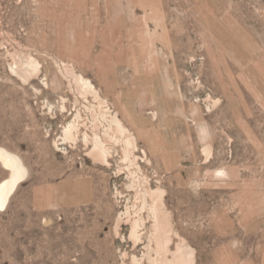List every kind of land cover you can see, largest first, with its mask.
Returning <instances> with one entry per match:
<instances>
[{
	"label": "rangeland",
	"instance_id": "obj_1",
	"mask_svg": "<svg viewBox=\"0 0 264 264\" xmlns=\"http://www.w3.org/2000/svg\"><path fill=\"white\" fill-rule=\"evenodd\" d=\"M0 148V264H161L149 186L168 258L264 264V0H0Z\"/></svg>",
	"mask_w": 264,
	"mask_h": 264
},
{
	"label": "bare ground",
	"instance_id": "obj_2",
	"mask_svg": "<svg viewBox=\"0 0 264 264\" xmlns=\"http://www.w3.org/2000/svg\"><path fill=\"white\" fill-rule=\"evenodd\" d=\"M23 61L24 69L22 70V74L24 77H29L36 71H40V64L37 60L33 59L32 57H26ZM71 72L75 73L73 69H70ZM37 73V72H36ZM79 81L86 83L88 86L93 87V85L83 78V76H79ZM91 89V88H90ZM96 93V92H95ZM98 93V92H97ZM98 98H100L98 96ZM103 104H107L106 99H102L101 101ZM113 121L117 123V130L126 137L127 147L130 151L133 149H138V140L137 136L128 130L121 120L117 117L113 118ZM73 127L72 124L68 128H66L65 136L66 137H73ZM116 130V131H117ZM118 132V133H119ZM209 149V147H208ZM93 153L96 159L100 162H104L109 164L111 156V152L109 148H107L100 139L95 141V147L93 149ZM0 161L10 169V175L0 184V207H5L9 201V198L12 192L15 190L17 184L20 181H23L28 176V169L22 160V158L5 149L0 148ZM164 190L161 188H153L149 186L147 188V193L151 198V208L155 216L154 220V231L153 235L155 238V242L157 245V251L159 254L158 261L161 264H194L193 257H187L186 254H183L181 249L183 245L179 244L177 250L172 252V257H167V252L170 251L169 245L171 242V233H173L172 224L170 222V213L168 210L165 209V202H164ZM119 226H117L118 228ZM138 227H139V220L135 219L132 223V230H131V237L137 239L138 236ZM173 231V232H172ZM140 239V238H139ZM171 252V251H170ZM157 261V260H156ZM158 263V262H157Z\"/></svg>",
	"mask_w": 264,
	"mask_h": 264
}]
</instances>
